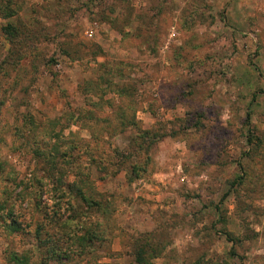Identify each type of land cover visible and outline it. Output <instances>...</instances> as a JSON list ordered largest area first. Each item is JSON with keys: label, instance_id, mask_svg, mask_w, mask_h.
Returning <instances> with one entry per match:
<instances>
[{"label": "rangeland", "instance_id": "rangeland-1", "mask_svg": "<svg viewBox=\"0 0 264 264\" xmlns=\"http://www.w3.org/2000/svg\"><path fill=\"white\" fill-rule=\"evenodd\" d=\"M59 154L105 214L56 199ZM5 203L0 264H264V0H0Z\"/></svg>", "mask_w": 264, "mask_h": 264}, {"label": "trees", "instance_id": "trees-1", "mask_svg": "<svg viewBox=\"0 0 264 264\" xmlns=\"http://www.w3.org/2000/svg\"><path fill=\"white\" fill-rule=\"evenodd\" d=\"M248 119H249V114H247V120ZM61 157L62 155L59 154L58 158L60 159L57 158V161H47V165L49 166V168L53 169L55 172V174L51 175V177L53 178V180L51 179L52 181L51 186H52V190L56 193V196H57L56 199H63L66 197L72 201L79 199L81 202L87 205H91V207L94 206L96 212H99L100 214H105L106 206L104 204H101L99 201H95L94 199H92V195L91 193H89L91 191L89 189L90 186L87 185V181H84V179L81 177H79V179L76 178L77 175L81 176L79 172L73 173V172H70L69 170L68 172L64 167L65 166L64 162L59 161V160H64ZM71 174L74 176L75 179L69 182L66 179H67V175H71ZM36 196H38L37 200L39 201L40 195L36 194ZM38 201L35 202L34 209H36L39 213L43 214L41 207L39 208L38 206ZM74 208L75 207L72 205L70 208L69 206L67 207L68 211L74 210V218L72 220L77 219L76 218L77 216H81V214L78 211H76V209ZM5 210H6V203L4 205L0 204V212L3 213V215L2 213H0V217L3 220V229L5 231H12L14 233L21 232L22 225L17 220V218L13 216L14 214L13 208H10L4 213ZM57 215L58 214L55 211H53L52 214L44 213L47 224H51L53 221H55ZM58 222H59V227H60L61 226L60 221L58 220L57 224ZM78 225H80L82 230H78L74 234H69L67 232L62 231V233L58 237L60 240H65L66 242H68L67 245L69 246H67V248L63 249L62 247L58 246V242H56L54 243L53 247H50L47 249V253H50L52 257L54 258H61L62 255L67 256L68 254L70 255L72 253L76 255L88 254L89 248L93 247L96 242H99L100 240H102L103 238L102 230L100 229L94 230L93 226H92L93 230H91L89 227H86L87 225L85 226L83 224H78ZM91 225L92 223H90V226ZM98 226L99 225L96 224V227ZM41 230H44V228L42 229V228L37 227L35 229V238L38 240V245L40 244H44V245L51 244L52 245L51 239L42 240L40 238ZM141 250L143 254V249ZM142 254H139L136 257L137 264L142 262V258H141ZM10 256H11L10 259L14 262V264H31L27 261L26 257L19 256L16 253H11Z\"/></svg>", "mask_w": 264, "mask_h": 264}]
</instances>
